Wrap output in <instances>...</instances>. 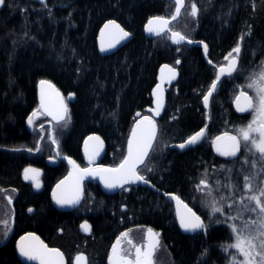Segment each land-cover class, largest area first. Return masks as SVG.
<instances>
[{
	"label": "trees",
	"instance_id": "1",
	"mask_svg": "<svg viewBox=\"0 0 264 264\" xmlns=\"http://www.w3.org/2000/svg\"><path fill=\"white\" fill-rule=\"evenodd\" d=\"M193 3L199 7L197 17L191 15ZM174 7L171 0H47L46 5L5 0L0 11V187H15L20 196L34 197L20 173L52 149L48 129L41 139L37 128L33 133L27 128L28 116L38 107L37 83L41 79L52 81L65 95H75L69 108V127L65 131L55 127V140L62 132L71 134L68 142L73 144L91 133L99 134L108 151H113L116 164L124 155L135 113L146 114L152 103L158 68L163 63L176 66L180 60L179 79L167 91L166 108L157 121L158 136L143 167L152 169L158 189L184 199L188 182L199 174L201 145L179 151L170 144L204 128L210 144L225 133L239 138L237 129L243 120L225 98L219 99L221 104L226 102L220 111L213 99L209 113L205 112L202 97L214 75L199 47L174 45L168 32L155 38L145 35L144 25L150 17H170ZM108 21L120 25L129 38L102 53L99 35ZM170 27L190 39L205 41L213 63H221L230 53L240 56L238 73H246L250 81L259 79L264 70V0H185L184 9ZM237 47L239 53L233 51ZM241 82L238 84L252 94L249 84ZM91 202L93 234L86 239L95 264H108L114 233L134 226L160 231L159 238L170 250L173 264H224L229 256L230 221L205 220L207 233L182 234L171 214V199L152 190L132 187L125 213H121L116 195L89 190L84 210ZM32 205L38 212L29 218L20 215L16 228L31 226L55 233L61 229L63 241L72 239L74 233L66 221L47 205ZM6 254L12 264H18L11 250Z\"/></svg>",
	"mask_w": 264,
	"mask_h": 264
},
{
	"label": "flooded vegetation",
	"instance_id": "2",
	"mask_svg": "<svg viewBox=\"0 0 264 264\" xmlns=\"http://www.w3.org/2000/svg\"><path fill=\"white\" fill-rule=\"evenodd\" d=\"M203 57V56H202ZM232 57L238 58V65L235 72L232 75L224 76L222 79L226 80L225 83L221 84V81L218 83L216 87V92L211 97L210 108L213 103V99L216 104H218L217 111L226 105V102L221 104L222 101L219 99L225 98L230 105L232 112L242 120H251L250 114L247 115H239L233 109V102L236 98L240 89H244L241 85L238 84L239 80L243 77L239 75L238 69L240 65V56L229 55L223 56V61L214 66L209 65L212 68V73L214 78L210 82L207 91L210 88V85L214 81L217 73V67L225 65L228 60ZM204 59V57H203ZM205 60V59H204ZM179 66V65H178ZM206 91V92H207ZM236 94L233 96V93ZM249 93V91H247ZM206 94V93H205ZM204 94V95H205ZM65 98H67L68 94H63ZM251 95V94H250ZM204 97V96H203ZM253 98V97H252ZM225 100V101H226ZM203 104V103H202ZM67 105L69 102L67 101ZM203 106V105H202ZM205 109V108H204ZM210 110V109H209ZM205 112L208 114L207 110ZM206 120L207 117H206ZM70 124V117L61 122V123H53L50 119L41 115L35 119H33V128H37L41 133V139L45 136V130H49V144L52 145V149L46 152V157L36 159L35 162L27 164L20 173V178L22 183L28 188L29 193L34 197L32 199L25 198L20 196L19 189L15 187H0V264H12L11 259L6 254L7 251L11 250L13 252V257L18 264H29L22 262L19 259L17 253V242L23 235L27 233H36L38 234L44 242L50 248H55L62 251L66 264H74V259L76 255L80 252L86 254L87 264H95L94 262V252L91 248V245L87 241L86 238L91 237L93 234V223L92 218L94 214V205L91 202L90 206L84 210L83 202L89 190L92 194L97 193V191L102 192L105 195H116V201L119 202L118 205L121 213H125L128 211V206L125 204V200L128 196H130L132 187H137L139 191L143 189H150L148 186H143L141 184H134L125 186L119 189L114 194H106L104 193L100 187L98 182L89 177H85L82 174V169H96V168H108L117 166L125 156L126 152V143H125V152L122 159L118 163L113 162V151H108L107 144L104 141L105 153L101 156L98 163H94L90 160H86L82 154V144L84 139L88 136H85L80 140V142H68V138L70 137V133H59L57 134V140L54 138L53 129L59 128L62 131H65ZM28 128V126H27ZM206 131V130H205ZM31 132V131H30ZM33 133V131L31 132ZM206 133V132H205ZM90 135V134H89ZM233 134L226 133L222 136V138L218 141L212 140L210 144V140L206 138V134H204L202 140L200 141L201 149V162L199 167V174L196 180L193 182H188L184 193V202L203 220V230L197 231L193 234H185L183 233L179 226L178 221L176 219V213L174 209V205L172 202L171 214L176 219V224L178 229L182 234L193 236L197 233L203 232L207 233V228L205 225V220H231L236 214L230 211V208H233L235 204H237L238 197V184L243 185L246 181L244 178L246 175L248 176V172H250L249 160L252 159V155L250 154V149L247 148L244 150H237L235 156L231 155H223L222 152H230L236 150L238 146L233 145V147L229 150L225 149V145L221 147L222 140L227 136H232ZM238 140V138H237ZM220 149V151L217 150ZM34 151V150H31ZM38 150L35 151V153ZM253 152V151H252ZM63 157H68L75 162V165L68 162ZM246 163H248L246 165ZM239 165H243L240 167ZM33 166L42 171L41 181L42 185L37 189L33 188L32 184L25 183L22 180L21 174L22 171L28 167ZM142 165L138 169V173L145 178V180L149 181L154 185L153 178L155 175L151 173L152 169H148L143 167ZM250 167V168H249ZM65 176H75L79 181L84 183V197L81 203L77 207H72V204H64L67 209L58 208L53 201L51 196L52 190L54 186L57 184ZM82 177V178H81ZM205 181V184H201V181ZM199 185V187H198ZM155 186V185H154ZM156 187V186H155ZM153 191V190H152ZM155 192V191H154ZM164 192V191H163ZM159 193V192H157ZM166 193V192H165ZM170 192L166 193L169 194ZM163 195L162 193H159ZM163 197H168L164 196ZM180 197V196H179ZM33 202H37L39 206L47 205L50 210L54 212V214L60 219L66 221L72 228L71 233H74L72 239L69 241H63L61 237L63 236V230L59 229L55 232H50L47 230L38 231L35 227L31 226H20L16 228L18 219H20V215H24L23 217H31L32 215L38 212V208L32 205ZM213 206L221 207L225 206V211L222 212H213ZM31 210V211H30ZM236 218V217H235ZM25 221V220H24ZM83 222H87L91 226V234L87 235L83 233L80 229V226ZM149 229H151V233H149ZM127 233L126 237H122L121 234ZM78 234L81 235L79 239ZM158 234V236L156 235ZM161 232L156 231L152 227H142V226H134L133 228H128L121 233H114V241L110 246V251L108 255V264H110L109 257L113 256L112 246L117 243L119 239V244L117 245L118 250H123L124 253L130 254L127 255V258L133 261L135 264V248L128 243L129 240L132 241L137 247H143V253L150 252L151 255L145 257L142 253V261L144 264H173L172 254L170 250L168 251L169 261L160 262L162 255L159 253V245H156L153 250V242L158 240ZM60 236V237H59ZM87 243L86 245L78 244V241ZM162 244V242H161ZM163 245V244H162ZM115 258V257H113Z\"/></svg>",
	"mask_w": 264,
	"mask_h": 264
},
{
	"label": "water",
	"instance_id": "3",
	"mask_svg": "<svg viewBox=\"0 0 264 264\" xmlns=\"http://www.w3.org/2000/svg\"><path fill=\"white\" fill-rule=\"evenodd\" d=\"M30 1H35L39 4L42 5H46L47 4V0H30ZM174 2V0H171ZM175 4V8H174V12L172 14V16L170 17H165V16H160V15H156V16H152L150 17L147 22L144 25V33L147 37L149 38H155L161 34H163L164 32H168L169 36H170V41L172 44L174 45H182V44H187L193 47H199L202 51V55L205 59V61L211 65L214 66L215 64L210 60L209 56H208V45L206 44L205 41L200 40V39H190L188 37H186L184 34H182L179 31L176 30H172L170 27V24L177 20L182 12V10L185 7V0H183V5L181 6V11L179 13V15L177 16L176 14V3ZM196 5L197 7V14L195 15V17H197L199 15V7L196 3H193ZM5 5V0L3 5H0V11L2 10V8ZM192 10V8H191ZM176 16L175 19H173V17ZM155 18H163L164 20L168 21V24L165 25L163 24L160 20H157ZM152 21L151 24H149V21ZM110 21L106 22L105 25H108V27L106 28L105 25L103 26L100 35H99V46H100V50L103 47V51L101 50L102 53L108 52L113 50L116 46H118L119 44L125 42L128 40L129 35L124 37L123 39H121V32L120 29H123L120 25L119 28H116L114 25L109 23ZM115 25H118L115 23ZM149 27L152 28V31L150 32L148 29ZM124 32H126L123 29ZM173 33H179L180 35L184 36L185 39L183 40H179V37H173ZM109 45H113L112 47H109ZM206 46V47H205ZM179 63H177V65L181 64L180 60ZM232 63H235V70L237 68L238 65V58L237 57H232L228 60V62L225 65L219 66L217 67V73H216V77L214 79V81L216 82V86L215 89L212 90V94L211 96H209L208 102L207 104H205L204 102V97L202 99V103H203V107L208 111L209 110V106H210V99L212 97V95L216 92V87L218 85V83L220 82V80L227 75H232L234 71H231V73L229 74L228 69L230 68V65ZM224 68L225 72L221 73L220 69ZM179 69L175 66H173L170 63H163L162 65H160V67L158 68L157 71V76H156V84L153 86L152 91H151V98H152V103L150 106H148L146 108V112L147 114L143 115L141 111H137L135 116L137 118V120L134 122L131 131L129 133L128 139H127V143H126V153L125 156L123 158L122 161L125 160V158L128 156L129 152V140H133V153L134 156L139 152H144L146 150V155L143 156V163H137L136 164V171L137 174L140 175L138 173V169L139 167H141L148 155L150 154L153 145L157 139L158 136V123L157 120L163 115L165 108H166V103H167V91L171 88V86L176 83L179 79ZM219 78V79H218ZM42 81H44L45 83H41ZM213 81V82H214ZM210 85V88L213 85ZM209 88V90H210ZM209 90L207 91V93L205 95H207L209 93ZM242 93L244 95H242ZM204 95V96H205ZM237 97H240L239 100V106L240 107H245L247 108V101L245 99V97H248L251 99V103L253 105V107L251 108H247L246 111H239L238 110V106H237ZM75 99V95L73 93L69 94L67 96V98L64 97V95L62 94V92L58 89V87L50 80L48 79H41L38 83H37V101H38V109L34 110V112L32 114H30L28 116L27 119V126L29 131H33V119L41 116L42 114H44L45 116H47L51 122L53 123H61L63 121H65L68 116H69V108L67 105V101L69 103H71L72 101H74ZM254 108V102L253 99L251 97V95L244 91L243 89H240L236 98L234 99L233 102V109L234 111L239 114V115H247L249 113L252 112ZM158 113V114H157ZM60 117H63L62 119ZM145 117H147L148 119L146 120ZM31 118V123H29V119ZM208 119V118H207ZM151 121V123H150ZM153 125H154V131H155V135L153 136ZM135 130V137H133V131ZM203 130V135L201 136V138L194 144H187L186 141L189 140L190 137L195 136L197 133L201 132ZM198 132H196L195 134H193L192 136H190L189 138H187L186 140L179 142V143H172L170 144V148L172 149H177L179 151H184L188 148H192L195 147L197 145H199L200 141L202 140L204 134H205V130L202 129ZM95 137H99V141L95 139ZM230 137L233 136H227L225 137L222 142H221V147L224 146L226 150H229L233 147V145H235V142L232 141L230 139ZM149 140H151V144L149 145ZM102 141V144H101ZM181 144H185V147L181 148L179 147V145ZM105 153V146H104V141L103 139L100 137V135L98 134H90L88 135L82 144V154L85 157V159L88 161H92L94 163H98L101 156H103ZM64 159H66L68 162L69 161H73L72 159L68 158V157H63ZM122 161L115 167H108V168H117ZM25 169H35L37 170V173H33V172H29V179H25ZM21 174L22 180L25 183L28 184H32L34 189H37L36 184L39 183V185H42V181H41V176H42V171L33 167V166H28L26 167ZM101 169H107V168H96V169H90V171L94 170V171H100ZM82 174L85 177H89V178H93L95 179L98 184L100 189L106 193V194H114L116 193L119 189L125 187V186H129V185H134V184H141L143 186H148L150 189H152L155 192H159L162 193L164 196H169L173 202L174 205V209H175V213H176V219L178 221V226L180 228V230L185 233V234H193L197 231H201L203 230L202 228H197V229H185L184 227L181 226V218L183 217L185 219V221H190V220H194V217H192V213H195L188 205L187 203L184 202V200H182L179 196H177L174 193H169L166 194L165 192H163L162 190L158 189L157 187H155L152 183H150L149 181L145 182V181H140V180H128L126 183H123L122 185H118L115 188H107L105 186V182L103 179H101V176H104L105 178H119V174L118 173H108V172H100L99 175H87L84 174L82 172ZM141 176V175H140ZM34 177V178H32ZM64 183H61V182ZM57 185H60V187L58 188ZM56 193L57 197H61V198H73V197H79V202L76 204H72V207H77L83 197H84V183L79 181L75 176H65L64 178H62L60 181L57 182V184L54 186L53 190H52V198L54 201V204L60 208V209H67L64 205L58 204L56 202V199L53 196V193ZM178 198V199H176ZM186 206V207H185ZM191 210V212H189L188 210ZM195 216L199 217L196 213ZM200 218V217H199ZM200 221L203 223V220L200 218ZM85 222H83L82 224H84ZM81 224V225H82ZM80 229L83 233L90 235L91 234V229L90 231H84L81 226ZM29 234H32L31 236ZM24 237V240H21V238ZM22 237H20V239L17 242V253L19 256V259L22 262L25 263H29V264H40V260L36 259V260H29L26 257L22 256L20 254V247L21 245H23L26 249H31L33 246L39 247L40 242L43 243L44 246L47 247V249L52 250L55 248H50L46 242H44L42 240V238L36 234V233H27L25 235H23ZM34 237H38V241L34 239ZM58 250V249H55ZM59 252L62 254V264H66L65 262V257L62 253V251L59 250ZM77 256H83L86 257V254L83 252H80L76 255ZM75 257V258H76ZM51 259H52V264H60V258L56 257L55 254H51ZM74 264H76V261L74 259ZM80 264H85V261H81ZM86 264H87V257H86Z\"/></svg>",
	"mask_w": 264,
	"mask_h": 264
},
{
	"label": "snow or ice",
	"instance_id": "4",
	"mask_svg": "<svg viewBox=\"0 0 264 264\" xmlns=\"http://www.w3.org/2000/svg\"><path fill=\"white\" fill-rule=\"evenodd\" d=\"M174 2L176 3L177 7H176V14L177 16L179 15L180 11H181V6L183 5V0H174ZM4 0H0V5H3ZM192 10H191V15L195 16L197 14V7L195 4H192L191 6ZM176 16L173 17V19H175ZM157 20H160L163 24L167 25L168 21L164 20L163 18H155ZM110 24L114 25L116 28H119V25H115L114 21H110ZM152 21H149V24H151ZM105 27L107 28L108 25H105ZM150 32L152 31V28L149 27L148 29ZM121 32V39H123L124 37L128 36L129 34L127 32H124L123 29H120ZM173 37H179V40H183L185 39L184 36L180 35L179 33H173L172 34ZM113 45H109V47H112ZM206 47V46H205ZM102 51L104 50L103 47L101 49ZM239 47H237L236 49H234L233 51L235 53H239ZM231 55V53H230ZM177 63H179V61H177ZM235 70V63H232L230 65V68L228 69L229 74L231 73V71ZM220 72L223 73L225 72L224 68L220 69ZM219 79V78H218ZM42 84L45 83L44 81L41 82ZM216 86V82H213L212 87L209 90V93L207 95L204 96V102L205 104H207L209 96H211L212 94V90L215 89ZM249 87H254L257 86V82L254 81L252 84L248 85ZM257 92H258V96H259V102L258 105L256 106V111L258 114V117L260 118V123H261V127L259 128H253V124H256L257 121L254 120L252 123H250L247 127V129H240V135L243 138L244 141L248 142L250 141L252 146L256 149V151L261 155V157H264V70L261 71V73L259 74V86H257ZM242 95H244L242 93ZM246 101H247V108H251L253 107L252 103H251V99L248 97H245ZM239 100L240 97H237V106H238V110L243 112L246 111L247 108L245 107H240L239 106ZM158 114V113H157ZM61 119L63 117H60ZM145 119L147 120L148 118L145 117ZM31 118L29 119V123H31ZM151 123V121H150ZM253 131H259L260 132V137L259 140L257 139H253L250 137V133ZM136 133L135 130L133 131V137H135ZM155 135V131H154V125H153V136ZM203 135V130L199 133H197L195 136L190 137L188 141H186L187 144H194L196 143L201 136ZM96 140L99 141V137H95ZM221 137H217V140H220ZM230 139L232 141H234L236 143V145L238 146V140L237 137H230ZM149 145L151 144V140H149ZM102 144V141H101ZM179 147L183 148L185 147V144H181L179 145ZM218 151H220L219 148H217ZM238 150V147L236 148V150L230 151V152H222L223 155H231V156H235L236 155V151ZM128 156L125 158L124 161H122V163L117 167V168H107V169H101L100 171H90L89 169H82L81 171L84 174L87 175H99L100 172H108V173H118L119 174V178H105L104 176H101V179L104 180L105 182V186L107 188H115L118 185H122L123 183H126L128 180H140V181H145V178L143 176H140L137 174L136 171V164L137 163H143V156L146 155V150L144 152H139L134 156L133 153V140H129V149H128ZM70 163H72L73 165H75L74 161H69ZM25 179H29V172H33V173H37V170L35 169H25ZM34 178V177H32ZM82 178V177H81ZM245 181H249V177H245ZM147 182V181H145ZM61 183H64L63 181ZM201 184H205V181H201ZM40 185L39 183L36 184V187L38 188ZM57 187L59 188L60 185H57ZM199 187V185H198ZM248 187L250 189L251 185L250 182L248 184ZM54 198L56 199V202L58 204L64 205V204H76L79 202V197H73V198H61V197H57L56 193H53ZM178 199V198H176ZM249 199L251 201L255 202V207H252L250 209V211L253 212H258L260 219H259V227L255 230L254 234H251L247 237L242 236L240 234V230L237 229L236 225H232V230L234 232H237V237H236V244L234 245H230L229 247H234L236 248L243 256H244V261L242 262V264H254V261L256 260V257H259L260 259V264H264V188L260 189V196H256V195H252L249 197ZM186 207V206H185ZM213 212H222L223 208L222 207H215L213 206ZM31 211V210H30ZM189 212H191V210H188ZM192 217H194V220H190V221H185V219L182 217L181 218V226L184 227L185 229H197V228H202L204 227L203 223L200 221V218L195 216V213L191 214ZM253 225L257 224V221H252L251 222ZM245 227H247V225H245ZM81 228L84 231H90L91 226L85 222L84 224L81 225ZM149 233H151V229L148 230ZM30 236L32 234H29ZM122 237H126L128 234L127 233H123L121 234ZM158 236V234H156ZM25 238L22 237L21 240H24ZM35 240L38 241V237H34ZM119 239L117 241L116 244H114L112 246V253L113 256L109 257L110 260V264H133V261L127 258V255L130 254H126L123 252V250H118L117 245L119 244ZM128 243L130 245H132L135 248V264H144V261H142V253H143V247H137L134 244H132V241L129 240ZM159 241L157 240L155 245L153 246V250L154 247L156 245H158ZM246 246V247H245ZM253 253H255V255H253ZM20 254L24 257H26L29 260H40V264H52V259H51V254H55L56 257L60 258V264H62V254L59 252V250H49L47 249L46 246L43 245L42 242H40L39 247L33 246L31 249H26L23 245H21L20 247ZM143 255L145 257L151 255L150 252L148 253H143ZM115 257V258H113ZM85 261L86 264V257L83 256H77L75 258L76 264H80L81 261Z\"/></svg>",
	"mask_w": 264,
	"mask_h": 264
},
{
	"label": "rangeland",
	"instance_id": "5",
	"mask_svg": "<svg viewBox=\"0 0 264 264\" xmlns=\"http://www.w3.org/2000/svg\"><path fill=\"white\" fill-rule=\"evenodd\" d=\"M240 76L243 77L240 80H242L244 83L247 82L248 84H252L254 81H256L257 86H259V79L254 78L250 81L246 73ZM257 86L248 87L254 93V94L252 93V97L254 101V109L251 112V114L249 113L251 116V120L250 121L248 119L243 120V122L240 124L239 129H237L239 133H240V129H247L248 125L252 123L254 120H256L257 123L253 124V128L261 127L260 118L258 117V114L256 111V106L258 105V102H259ZM246 90L248 91V89ZM236 92L237 91H235L234 95L236 94ZM235 137H237V135ZM250 137L253 139L259 140L260 132L253 131L250 133ZM239 138H238V142H239L238 151L242 150L243 148L244 150H246V147L250 149V154L252 155V159L249 160V165L252 168L250 169V172H248V176L246 175V177H249V181H246L242 186L238 184L239 194H238V197H236L237 204H235L233 208H230V211L234 212L236 216L234 215V217L231 220H228L230 221V225H231L230 230H229L230 232L228 233L229 240H228V250H227L228 254L227 255L229 256L227 257L224 264H242V262L244 261V256L236 248L229 247L230 245H234L237 242L236 237L238 233L232 230V225H236L237 229L240 230V234L242 236L247 237L255 233V230L259 227L260 216L258 212L250 211L252 207H255V202L251 201L249 197L252 195L260 196V189L264 188V157H261V155L252 146L250 141L248 142L244 141L241 135L239 136ZM247 164L248 163H246V165ZM239 166L242 167L243 165H239ZM249 182L251 185L250 189L248 187ZM221 207L223 208V211H225V206H221ZM252 221H257V224L253 225L251 223ZM245 225H247V227H245ZM158 241H159L158 245L160 246L159 253L162 255L160 262H163V261L167 262L169 261V256H168L169 250L166 248V246L161 244V240L159 237H158ZM154 245L155 244H153V246ZM253 255H255V253H253ZM254 264H260L259 257H256Z\"/></svg>",
	"mask_w": 264,
	"mask_h": 264
},
{
	"label": "bare ground",
	"instance_id": "6",
	"mask_svg": "<svg viewBox=\"0 0 264 264\" xmlns=\"http://www.w3.org/2000/svg\"><path fill=\"white\" fill-rule=\"evenodd\" d=\"M29 130V129H28Z\"/></svg>",
	"mask_w": 264,
	"mask_h": 264
}]
</instances>
